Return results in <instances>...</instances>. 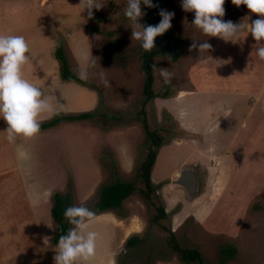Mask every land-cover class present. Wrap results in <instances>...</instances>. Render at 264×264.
Segmentation results:
<instances>
[{"label": "rangeland", "instance_id": "obj_1", "mask_svg": "<svg viewBox=\"0 0 264 264\" xmlns=\"http://www.w3.org/2000/svg\"><path fill=\"white\" fill-rule=\"evenodd\" d=\"M27 1L1 2L0 0V5L5 8L10 6L17 9L21 2ZM33 2L36 4L40 2L43 9L33 8L23 25L26 28L29 25H34L33 21L37 14H42L40 10L46 11L44 12L46 15L38 17V21L48 26L52 37L43 40L42 51L46 54L52 52L56 57V64H53L55 69L53 68V73L48 76L47 80L52 83L56 77L62 78L61 62L56 55V48L61 45V51L65 55L72 73L79 78L82 69H86L88 73V78L82 79L84 82H79L71 77L62 79L70 82L75 81L86 86L85 88L88 87V90L93 92L95 101L90 107L84 109L70 110L55 107L57 114H45L41 122L50 120L58 114L73 115L74 117L80 113H89L90 115L62 119L52 125L67 127L71 137L65 143L60 142L57 137H46L53 130L42 131L40 129L34 139L39 140L40 145L25 151L39 155L42 153V157H39L40 159L47 158L44 163L46 168L59 167L62 162L64 167L62 175L66 182L60 191L63 194H68L70 206H86L91 209L99 199L100 187L103 184H110L116 179L132 182L136 186L130 195L122 200L120 206L104 210L106 212L91 209L95 213L103 212L102 217L104 216L106 219L113 218L114 220V226L110 230L111 234L109 231L105 232V244L101 242L105 234L102 231L103 226L98 224L95 227L98 239L96 255L91 264H199L195 260L187 262L180 257L179 252L170 245L168 240L170 232L175 234L180 246L197 248L202 256L203 264H264V189H260L249 197L240 198L242 209L237 207L239 203H233L229 198H225L222 189L227 185L224 180L226 172L218 171L212 165L214 161L216 162L215 158H211V160L208 155L198 157L199 150L191 147L189 141L184 142L185 138L189 140L191 137L197 139L199 145L207 140L200 133L192 134L185 130L175 118L174 113H171L167 108L158 106L156 102V98L163 99L165 97L160 92H167V97L173 94L177 96L182 92L178 100L182 99L183 102V94L193 89V83L190 82L191 77H188L190 72L188 69L192 68L191 71L196 73L201 72L203 77L208 78L209 76L205 63L208 53L195 54L193 51L199 50V44L212 38L206 39L198 29L194 28L192 25L194 14L182 10L181 0H173L172 3L165 6L166 10L175 13L171 29L182 38L179 46L180 55L176 60H171L161 53L153 56L152 90L154 95L146 99L143 91L145 76L141 68V42L131 39V23L124 15L126 0H102L104 7L93 10V14L96 11L101 16L99 20L88 17L87 11L80 5L81 0H33ZM233 7L237 6L232 3V0H225L224 20H226L227 14L234 13V11L227 10ZM237 8L245 10L243 6ZM142 22L143 17L140 20L141 24ZM193 42L197 44L196 48L191 47ZM76 53L80 57H76ZM82 54L87 56L86 63L83 61L85 58ZM161 69L172 74L170 83L164 82L160 75ZM260 72H264V69H261ZM36 77L41 76L32 75V77L29 76V80H32L37 86H41ZM77 87L78 85H76ZM261 92L264 90L259 93L242 92V94L248 95L251 100L255 96L258 97ZM176 107L180 108L179 105ZM144 122L147 123L150 130H154L161 137L160 145L156 147L155 159L150 167L152 182L150 200H147L141 193V190L145 189V185L140 176V165L148 152L149 145ZM128 125L135 126L137 131H133L134 134L131 136L132 145L135 147L132 167L128 171H124L120 166L118 147H116L121 144H116V141L118 136L122 135L121 131H125ZM6 127V123L0 120V181L9 182L11 179L10 181L15 182L22 191L24 188L20 186V181L23 176L20 171H15L14 167L12 169V163L10 169L9 163L13 154L8 145L5 144L4 147L2 142L3 138L4 141L6 140L4 136ZM111 130H113L112 134ZM88 152L92 155L93 163L91 160L84 161L85 157L89 156ZM47 153H49L48 156ZM220 161L221 158H218L219 163ZM209 162H211L209 164L211 167L207 164ZM33 163L34 160L28 165L33 166ZM92 165L100 169L101 177L94 183L91 191L87 193L88 195L86 193L78 194L77 180L72 171L82 167L88 170V167H92ZM188 166H193L198 175L199 190L195 196H189L182 186L171 182L175 170L178 173L181 167ZM25 172L31 179L41 178L42 174H47L46 169L41 170L38 167L36 170L35 166L27 167ZM25 172H22L24 176ZM243 176H246L242 178L243 186H236L240 195H243L247 182L253 179L249 177V174ZM218 179H221L222 182H217ZM253 181H259L258 184L263 182L259 179ZM8 187V183H3L0 189L4 190ZM3 190L0 191V207L6 201L5 194H9L8 191ZM54 190L50 193V199ZM13 191L11 188V195ZM8 199H10V195ZM158 206L163 207L165 215H160L158 220H155L153 216L159 213ZM209 206L214 208L212 214L217 211L223 215L219 219L221 224L227 226L228 223L234 221L232 229H210L206 223L198 222L194 215L190 214L192 211L201 217L200 212L204 214ZM229 208L235 214L232 219L227 217L228 212H231ZM211 225L216 227L217 223H211ZM28 226L34 232L31 221ZM91 227H94L93 224ZM7 229H2L1 225V245L9 242L10 234ZM9 230L11 229L9 228ZM13 231L17 233L19 226L15 227ZM132 234L138 235L139 239L135 243L127 244L126 239ZM10 243L13 244V241ZM18 245L24 246L25 241H20ZM8 246L4 248L9 250ZM228 246H233L235 252L231 257L222 261L223 249ZM7 257H14V253Z\"/></svg>", "mask_w": 264, "mask_h": 264}, {"label": "crops", "instance_id": "obj_2", "mask_svg": "<svg viewBox=\"0 0 264 264\" xmlns=\"http://www.w3.org/2000/svg\"><path fill=\"white\" fill-rule=\"evenodd\" d=\"M2 1L7 2L8 0ZM39 3L36 4L33 0H28L25 3L21 2L17 9L10 6L5 8L0 5V34L19 35L21 33L25 37L30 47L31 59L24 67V74H28L30 77L32 75L41 76L36 77L41 84L38 87L43 88L46 94L51 97L55 107L70 110L90 107L95 98L88 87L85 88L86 86L75 81H64L60 76L56 77V80L52 83L47 80L48 76L53 73V64H56V57L52 52L46 54L42 51L43 40L52 37L48 26L38 21V17L46 15L44 13L46 11L40 10L42 14H37L36 19L33 21L34 25H29L27 28L23 25L33 8L38 9L40 7V9H43ZM241 6L245 10L242 11L237 7L228 8L227 10L234 11V13L227 14L225 21L231 20L235 24L248 25L258 18L257 14L251 13L246 6ZM240 12L244 13L241 14ZM205 37L206 39L212 38L206 41L211 45V48L205 51L208 53V57H205L208 78L201 76V72L196 73L191 71L192 68L188 69L191 72L188 73V77H191L190 82L193 83V89L183 94V102L182 99L178 100L182 92L177 96L173 94L168 97L165 96L163 99L156 98V102L158 106L167 108L171 113H174L175 118L185 130L190 131L192 134L200 133L207 140L200 145L197 143V139L192 137L189 140L185 138L184 142L189 141L191 147L193 146L194 149L199 150L200 155L198 157L208 155L210 159H216V162L214 161L212 165L218 171L226 172L224 180H226L227 185L222 189L223 196L229 198L233 203H239L237 207L242 209L243 205L240 198L249 197L260 189H264V92H261L258 97L251 98V100H249L248 95L242 94V92L259 93L264 90V72H260L261 69H264V61H260L257 57L256 41L250 33H247L246 29L241 31L236 43L225 42L218 37ZM194 51L195 54L200 52L197 49ZM82 56L85 57V54H82ZM202 56L205 55L202 54ZM73 57L75 58V55ZM76 57L80 56L76 53ZM83 61L86 63L87 59H83ZM29 76L25 78L29 79ZM30 81L32 82V80ZM76 85H78L77 88ZM177 105L180 108L176 107ZM135 129V126L128 125L125 131H121L122 135L118 136L116 141V144H121L116 147H118L120 166L124 171H128L132 167L135 147L132 145L131 136L137 131ZM44 130H53L46 137H57L62 143H65L68 139L70 140L71 137L67 127L64 126L56 125L42 129V131ZM112 132L113 130H111V134ZM6 135L5 133V139ZM34 139L35 137L27 140L18 139L16 143H9L6 139L5 143L3 138L2 141L4 147L5 144L8 145L13 154L9 167L11 169L10 165L12 163V169L14 167L15 171L21 172L23 179L20 181V186L24 189L21 191L15 182L10 181L11 179H9V182L0 181V187L3 183L9 184L7 189H0V191H8L9 193L5 194L6 201L0 207V228L1 225L2 229L8 228L10 234L9 242L5 245L0 244V258H2L0 264H53L54 249L57 244H50L54 232V223L50 213V193L54 189H63L66 180L63 179L62 175L64 172L62 162H60L59 167L46 168L44 163L47 158L40 159L39 157H42V153L39 155L25 151L37 148L40 145V141ZM218 158H221L220 163ZM32 160H34L33 166L28 165ZM88 160L93 163L91 153L84 159L85 162ZM210 163H207L208 166H210ZM39 164L41 165L39 166ZM29 166L31 168L35 166L36 170L38 167L41 170L46 169L47 174H42L41 178L31 179L25 172ZM22 172H25V176ZM72 172H74L73 175L77 180L76 189L78 194L86 193L88 195L87 193L91 191L94 183L101 177L100 169L94 165L88 167V170L82 167L74 169ZM176 174L177 171L175 170L173 175ZM244 174H249V177L253 179L247 182L243 195H240V191L236 186L242 185V178L246 177L243 176ZM254 179L263 180V182L258 184L260 182L253 181ZM218 180L217 182H222L221 179ZM11 188L14 190L12 195L10 194ZM19 191L20 193H18ZM9 195L10 199H8ZM213 210L214 208L212 209L209 206L204 214L200 212L201 217H198L192 211L190 214L194 215L198 222L206 223L210 229H232L234 221L228 223L227 226L221 224L219 219L223 215L217 211L212 214ZM103 212L96 213V220L92 223L94 226L93 231H96L95 227L99 224L103 226L102 231L104 233L109 231V234H111L110 230L114 226V220L113 218L106 219L104 216L102 217ZM209 216L210 218H208ZM227 217L230 219L235 217L232 209L231 212H228ZM30 221L33 224L34 232L28 226ZM211 223H217V226L214 227ZM91 225L89 230L92 231ZM17 226H19V231L15 233L13 230ZM98 230L101 231V229ZM45 238L47 240L46 244L44 242ZM105 240L106 233L103 235L101 242L105 244ZM11 241H13V244L10 243ZM20 241H25V245H18ZM7 246L9 250L4 248ZM13 253L14 257H7V255ZM50 255L52 256L50 257Z\"/></svg>", "mask_w": 264, "mask_h": 264}, {"label": "clouds", "instance_id": "obj_3", "mask_svg": "<svg viewBox=\"0 0 264 264\" xmlns=\"http://www.w3.org/2000/svg\"><path fill=\"white\" fill-rule=\"evenodd\" d=\"M232 3L237 7L246 6L258 18L248 25L225 21V0H181L180 6L184 12L194 14L192 25L204 36L236 43L241 31L246 29L256 41L257 57L264 61V0H232ZM80 5L88 17H92L93 10L104 7L102 0H81ZM142 6L157 7L152 0H126L124 15L131 23L132 41H140L143 51L151 52L156 47V38L171 29L175 13L160 9L158 24L142 25L140 20L145 15ZM191 47L196 48L197 44L193 42ZM210 48L206 41L199 44L200 52ZM30 59V47L23 35L0 34V120L7 125L4 132L9 143L35 137L45 114H57L45 90L25 78L24 67ZM160 75L165 83H170V72L161 69ZM80 78H88L86 69L81 70ZM64 218L70 227L59 237L53 264H91L96 255L98 234L89 229L96 220V213L86 206H70L64 210ZM44 242L47 243L46 238Z\"/></svg>", "mask_w": 264, "mask_h": 264}, {"label": "trees", "instance_id": "obj_4", "mask_svg": "<svg viewBox=\"0 0 264 264\" xmlns=\"http://www.w3.org/2000/svg\"><path fill=\"white\" fill-rule=\"evenodd\" d=\"M154 5L157 7L148 8L142 6L143 16L142 25H156L160 22L161 17L159 15L160 9H165V6L172 3L173 0H152ZM93 19L99 20L98 12L95 11V14L92 15ZM182 42L181 36L177 35L172 29L168 30L163 36H158L156 38V47L152 49L151 52H145L141 48L142 60L141 68L144 72V82H143V91L145 93V98H150L154 95L152 90L153 74V56L157 53L165 54L169 59L176 60L179 55V46ZM56 55L61 62V76L62 78H73L79 82H84L82 79L77 77L69 69L65 55L61 51V45H58L56 48ZM161 95L166 96L167 92H160ZM89 113H80L75 117H87ZM73 115H61L58 114L54 118L41 122L40 129L47 128L49 126L55 125L58 121L62 119H72L75 118ZM145 132L149 138L148 152L140 165V176L142 177L145 185V189L141 190V193L146 197L147 200H150V191L152 188V182L150 178V167L156 156V147L160 145L161 137L154 130H150L146 122H144ZM135 185L132 182L121 181L116 179L110 184H103L100 187L99 199L95 202L91 209H98L100 211L107 210L112 207H118L122 204V200L129 196L130 193L135 189ZM51 207L50 213L52 221L54 223V232L51 238V244L55 245L58 243L59 237L66 234L70 225L64 218V210L67 207H70L69 196L68 194H63L60 190H54L51 194ZM159 213L154 217L155 220H158L160 215H165L163 207L158 206ZM139 239L138 235H130L126 239L127 244L135 243ZM168 240L173 249L177 250L180 254V257L184 261L195 260L199 264H203V259L200 254V251L197 248H191L187 246H180L178 241L175 238V234L170 232ZM235 252L233 246H228L223 249V255L221 260L231 257Z\"/></svg>", "mask_w": 264, "mask_h": 264}, {"label": "water", "instance_id": "obj_5", "mask_svg": "<svg viewBox=\"0 0 264 264\" xmlns=\"http://www.w3.org/2000/svg\"><path fill=\"white\" fill-rule=\"evenodd\" d=\"M172 184L182 186L189 196H195L199 190L198 175L193 166L181 167L171 178Z\"/></svg>", "mask_w": 264, "mask_h": 264}]
</instances>
